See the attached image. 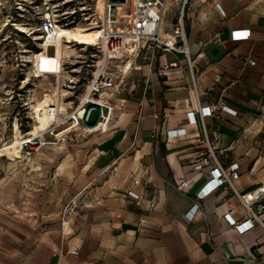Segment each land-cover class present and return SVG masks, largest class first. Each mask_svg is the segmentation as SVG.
I'll list each match as a JSON object with an SVG mask.
<instances>
[{
    "label": "crops",
    "instance_id": "1",
    "mask_svg": "<svg viewBox=\"0 0 264 264\" xmlns=\"http://www.w3.org/2000/svg\"><path fill=\"white\" fill-rule=\"evenodd\" d=\"M186 25L200 104L232 109L204 122L220 161L238 163V193L198 198L210 167L195 169L192 73L184 54H160L127 74L107 131L0 162V264H264V224L240 232L226 217L248 219L241 197L264 186V0H191Z\"/></svg>",
    "mask_w": 264,
    "mask_h": 264
},
{
    "label": "built area",
    "instance_id": "2",
    "mask_svg": "<svg viewBox=\"0 0 264 264\" xmlns=\"http://www.w3.org/2000/svg\"><path fill=\"white\" fill-rule=\"evenodd\" d=\"M190 1L103 0L104 10L102 12L98 11L96 4L91 22L99 29L100 36L93 45L84 43L83 50L90 49L93 57H96L95 52H98L99 58L92 59L87 64L88 79L83 91L76 103L70 100L74 106L65 107V109H62L61 96L57 94V100L49 105L51 124L40 134L26 137L22 142V147L39 151L45 145H56L71 133L90 135L107 131L116 111L112 97L117 91L129 86L126 76L130 70L138 67L141 60L153 62L160 54L181 53L187 58L188 67L192 73V85L197 102L196 109L188 111L189 121L197 123L196 113H198L203 128L202 136L196 141L199 147V157L196 160L195 169L210 167L209 178L198 191L197 196L203 199L222 186L238 193L235 185V180L239 177L238 163L232 162L224 165L220 161L218 153L220 136L210 135L204 122L206 116L213 115L218 109H232L228 107L224 99L204 106L200 104L198 98L194 60L187 42L186 9ZM172 7L175 21L171 31L166 32V19ZM59 25L70 27L68 23L61 22L54 13H46L41 25L44 36L43 44L55 35V30ZM248 32L247 30L235 31V35L247 36ZM65 62L67 61H62L63 66ZM249 62L255 63L254 60ZM176 66H178L177 62H170L166 63L163 69L168 70ZM220 79L221 75L218 74L215 77V83ZM214 88L215 84L210 87L211 90ZM63 96H68V93H64ZM94 113L96 115L92 121ZM228 149L230 147L225 150ZM139 182L140 179H135V183ZM259 192L261 194L258 197L251 196L250 200L241 197L250 213L248 219L236 221L231 212L226 215L238 231L245 232L256 223L264 224L260 218V213L264 210V186L259 189ZM192 209L193 211L188 212L191 217L199 209V204H195Z\"/></svg>",
    "mask_w": 264,
    "mask_h": 264
},
{
    "label": "rangeland",
    "instance_id": "3",
    "mask_svg": "<svg viewBox=\"0 0 264 264\" xmlns=\"http://www.w3.org/2000/svg\"><path fill=\"white\" fill-rule=\"evenodd\" d=\"M96 4L97 0H0V148L5 143L23 142L32 135L36 124L34 106L43 102L46 94H59L64 107H69L68 102L81 94L88 79L87 64L98 59L99 53L94 51L93 57L90 49L83 50V44L88 42L76 39L75 32L95 27L91 20ZM172 11L173 7L169 17ZM48 12L70 27L58 26L55 35L43 44L41 25ZM63 30L70 33L62 37L59 62L57 34ZM63 60L67 61L64 66ZM34 152L38 151L22 147L19 154H0V162L4 166L8 160L16 161Z\"/></svg>",
    "mask_w": 264,
    "mask_h": 264
},
{
    "label": "bare ground",
    "instance_id": "4",
    "mask_svg": "<svg viewBox=\"0 0 264 264\" xmlns=\"http://www.w3.org/2000/svg\"><path fill=\"white\" fill-rule=\"evenodd\" d=\"M97 9L98 11L102 12L104 10V2L103 0H98L97 1ZM81 23V22H79ZM60 26V25H59ZM63 27V26H61ZM70 31L68 30H63L61 33L58 32L57 35H59L58 38V48H57V53H58V58L59 62H61V57H62V37L65 35H68ZM75 38L76 39H84L85 42L90 43L93 45V43L98 39L100 36L99 34V29L96 27H91L88 29L86 32L79 33L75 32ZM51 48V44L48 42L47 45V50L49 51ZM58 75H61V67L60 70L58 71ZM57 100V93L55 94H46L43 102H41L38 105L34 106V113L36 117V124L34 125V129L31 132L32 135H37L40 134L41 131L45 130L52 121V117L49 113V105ZM62 106V105H61ZM62 109H65L64 106H62ZM11 151H15L18 154L22 151V141H13L12 143H5L2 148H0V154L1 155H8Z\"/></svg>",
    "mask_w": 264,
    "mask_h": 264
}]
</instances>
